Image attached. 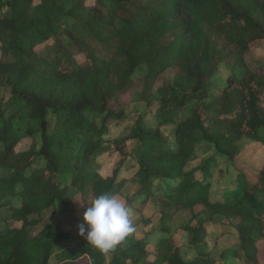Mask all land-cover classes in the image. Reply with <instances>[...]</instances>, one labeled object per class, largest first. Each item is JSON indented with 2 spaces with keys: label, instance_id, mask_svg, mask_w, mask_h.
<instances>
[{
  "label": "trees",
  "instance_id": "1",
  "mask_svg": "<svg viewBox=\"0 0 264 264\" xmlns=\"http://www.w3.org/2000/svg\"><path fill=\"white\" fill-rule=\"evenodd\" d=\"M8 1L11 17H0V30L13 59L0 60V93L9 95L7 103L0 102V169L12 175L0 178V201L7 196L20 201L10 218L21 227L0 232V248L5 249L0 264H215L205 245L204 223L179 229L189 235L194 249L188 262L181 259L177 238L168 233L151 250L139 240L125 251L107 254L88 245L85 237L74 244L63 241L65 235L51 224L40 234L50 237L52 245L44 247L38 238L28 237L27 228L39 224L29 217L67 196V179L77 194L76 212L83 215L100 194L120 198L126 184L122 172L130 169H136L143 185L132 198H120L126 205L137 199L141 211L154 202L162 226L182 211L192 212L191 219L199 213L220 216L227 225L220 224L224 231L214 239L233 229L239 241L236 257L245 264H261L264 155L255 153L253 167L242 173L241 197L234 204L184 170L201 143L230 161L239 155L237 143L243 138L264 148V69L253 73L246 61L252 51L264 49V0ZM58 1L69 3L68 9L62 11ZM30 7L34 18L27 15ZM55 14L65 26L54 22ZM221 62L244 69L243 80H229L217 93L193 98L181 117L187 91L205 88ZM169 70L172 83L156 87ZM77 79L86 88L78 102L30 89L37 81L71 84ZM138 84L140 100L147 104L154 90L160 108L175 102L170 111L157 114L158 128L176 126L170 142L158 130L147 131L141 119L128 134L112 141L104 138L107 122L124 118L109 104ZM132 140L137 143L128 153L125 145ZM108 144L118 161L103 177L94 158ZM155 182L171 187L157 189L156 196L151 193Z\"/></svg>",
  "mask_w": 264,
  "mask_h": 264
},
{
  "label": "rangeland",
  "instance_id": "2",
  "mask_svg": "<svg viewBox=\"0 0 264 264\" xmlns=\"http://www.w3.org/2000/svg\"><path fill=\"white\" fill-rule=\"evenodd\" d=\"M2 7L0 8V17H11V6L8 0H0ZM39 0H33V4H37ZM57 5L62 11H66L69 7V3L66 1H58ZM27 15L30 18L35 17V11L33 7L27 9ZM54 22L58 26H65V22L61 16L55 14L52 16ZM0 30V60L8 61L13 59V54L10 52V43L1 37ZM248 68L251 72L257 73L259 70L264 69V49H256L252 51L246 57ZM245 71L244 69L231 65L226 62H221L213 77L207 82L205 88L195 87L187 91L189 98L186 100L184 109L181 112V117L185 114L191 105L193 98H201L203 95L207 97L215 94L218 90L224 88L229 80L241 82L243 80ZM4 75L1 77L4 81ZM173 72L171 70L165 72L157 82L156 87H161L163 84L172 83ZM37 89L39 94L47 96L53 93L55 96H61V98L78 102L83 97L85 91V85L81 79L73 80L71 84H55L49 80L37 81L30 86V89ZM142 87L138 84L132 92L124 96H115L114 100L109 104L111 111H122L124 118L121 120H110L107 122V131L104 134V138L112 141L123 135L129 133V131L135 126L137 119H141L143 126L147 131L155 132L159 131L161 136L168 142L171 141L173 133L175 131V125H160L158 128L157 114L158 112L170 111L174 103L167 105L164 108L159 106V96L156 90L152 93L150 103H146L140 100V93ZM9 101V95L4 90L0 93V102L7 103ZM49 119L52 118L50 114ZM100 120L97 121L99 126ZM39 142L38 135L35 136ZM136 141H128L125 145V150L128 153L133 151L136 146ZM240 153L233 160L230 161L225 157L217 154L214 147L210 144L201 143L195 146L194 156L186 165L185 172L192 173L193 177L197 181H205L209 183L211 191L218 197L225 198L228 204H234L241 197V188L243 184L242 173H247L250 167H253V157L255 153L257 155H264V148L257 145L248 138H243L237 143ZM112 145H106L94 158L95 163L100 164L102 169L100 174L103 177L110 175L112 168L118 161V155L113 151ZM12 174L5 170L0 169V178H8ZM122 176L126 178V184L121 191L120 198L130 199L136 195L142 185V177L136 174V169L124 170ZM60 180H63L60 178ZM67 185L69 192L62 200L56 202L54 208H49L41 212L37 217L31 216L29 219H38L39 224L34 227L27 228L28 237L38 238L44 247L52 245L53 241L50 237H45L40 234L42 228L51 224L56 226L64 235V240H69L71 244L76 238L83 236L78 235L79 226L83 224V215L78 214L76 211L80 209L79 204L76 205L77 194L74 189L70 187L67 179ZM171 183L167 182H155L151 187V193L157 196V189L161 192H165ZM139 197V196H138ZM142 197V196H141ZM139 199V198H138ZM137 199L133 200L127 206L131 210L132 220L135 226V232L129 235L121 246L116 247L112 253H120L133 246L139 240H143L147 243V249L151 250L153 245L160 239L165 237V233H168L172 237H176L179 245L181 246L180 256L185 262L191 260L194 255V249L189 244L190 237L185 233H181L179 229L194 227L197 228L201 223L205 224L208 232L205 240L207 251L209 252V259L215 264H245L244 260L237 258L236 253L239 248V241L236 237V232L233 229H229L222 237L214 239L217 235L224 230L220 224L227 225V221L220 216H208L202 213L197 214L194 219H191L190 211H182L176 214L171 222L165 225H161L160 216L156 213V206L154 202H148V205L141 211L137 207ZM76 203V204H75ZM2 207L0 208V232L9 227L20 228L21 222L12 220V209L20 206V201L13 197H5L0 201ZM132 204V205H131ZM199 208L195 209L197 212ZM165 228V231L163 229ZM56 244V248L65 244V242ZM56 250V249H55ZM5 253L3 247L0 248V256ZM259 260L261 264H264V244L260 243ZM54 264V260L52 263ZM126 264H130L129 262Z\"/></svg>",
  "mask_w": 264,
  "mask_h": 264
},
{
  "label": "clouds",
  "instance_id": "3",
  "mask_svg": "<svg viewBox=\"0 0 264 264\" xmlns=\"http://www.w3.org/2000/svg\"><path fill=\"white\" fill-rule=\"evenodd\" d=\"M130 208L114 194L96 196L83 214V224L78 235L85 237L88 245L107 254L135 232Z\"/></svg>",
  "mask_w": 264,
  "mask_h": 264
}]
</instances>
